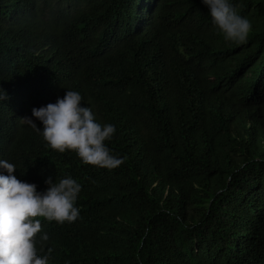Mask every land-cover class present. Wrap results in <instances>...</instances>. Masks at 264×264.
<instances>
[{
    "label": "trees",
    "instance_id": "obj_1",
    "mask_svg": "<svg viewBox=\"0 0 264 264\" xmlns=\"http://www.w3.org/2000/svg\"><path fill=\"white\" fill-rule=\"evenodd\" d=\"M230 2L243 44L202 0H0V160L81 185L75 222L42 220L49 264H264V0ZM67 90L115 125L119 167L21 122Z\"/></svg>",
    "mask_w": 264,
    "mask_h": 264
},
{
    "label": "clouds",
    "instance_id": "obj_2",
    "mask_svg": "<svg viewBox=\"0 0 264 264\" xmlns=\"http://www.w3.org/2000/svg\"><path fill=\"white\" fill-rule=\"evenodd\" d=\"M210 9L213 24L224 38L236 44L247 41L251 22L238 14L230 0H202ZM7 93L0 95L6 100ZM82 96L67 90L55 103L32 109V117L42 122L37 127L32 117H23L27 124L41 133L43 140L59 153L74 152L85 165L109 170L119 167L123 158L111 153L105 141H110L116 127L97 122L90 107L81 106ZM0 167L7 175L0 174V264H49L52 252L38 254L37 237L41 249L49 237L42 232V220L58 224L73 223L79 218L76 206L81 185L73 178L65 177L53 182L48 177V188L38 192L34 183L24 182L14 175L16 166L8 160H0Z\"/></svg>",
    "mask_w": 264,
    "mask_h": 264
}]
</instances>
